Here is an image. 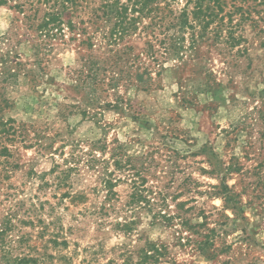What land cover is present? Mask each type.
I'll return each instance as SVG.
<instances>
[{
    "label": "rangeland",
    "instance_id": "374dc122",
    "mask_svg": "<svg viewBox=\"0 0 264 264\" xmlns=\"http://www.w3.org/2000/svg\"><path fill=\"white\" fill-rule=\"evenodd\" d=\"M223 1L222 19L193 45L186 31L183 58L146 87L132 63L110 84L102 29L92 48L66 29L44 44L0 5V222L11 216L39 264H264V0ZM90 61L107 69L96 86ZM104 170L119 179L115 210L101 208ZM137 170L172 223L124 206Z\"/></svg>",
    "mask_w": 264,
    "mask_h": 264
},
{
    "label": "trees",
    "instance_id": "16d2710c",
    "mask_svg": "<svg viewBox=\"0 0 264 264\" xmlns=\"http://www.w3.org/2000/svg\"><path fill=\"white\" fill-rule=\"evenodd\" d=\"M175 1L0 0V5L8 4L20 13L22 24L27 30L38 32V36L42 38L44 44L47 42L44 37L63 36L64 29H66L73 33L75 38L80 37L82 45L92 48L95 45L93 42L94 33L102 29L101 45H104L102 51L105 50L103 52L108 58L103 61H110L112 68V76L108 78L110 84L116 86L117 80L124 76L123 73H128L132 63L135 65L136 81L139 85L146 87L151 85L152 72L158 73L169 62L183 58L186 31L190 33V45H193L197 42L198 37H203L215 19H222V16H218L223 11V0H184L183 6L178 10H175L173 6ZM42 3L44 10L42 15L37 17L38 4ZM105 26H107L106 30ZM134 40L143 41L138 46L133 43ZM0 60L5 63L6 58H0ZM89 64V73L86 77L92 86H96L99 83L100 70L106 72L107 69L101 67L97 61H90ZM1 74L13 77L16 72L8 71L7 73L4 69ZM97 147L101 148V146ZM117 148L111 152L112 162L117 170H127L125 162H121L122 157L118 155ZM89 158L90 162L97 160L92 154ZM72 159L77 162L75 156H72ZM72 168L61 172L60 180L69 177L68 171H71ZM112 175V172L104 170L101 178V184L106 193L101 208L107 211L115 210V201H119V196L114 190L119 179L114 180ZM126 180L130 190L124 202L125 207L132 212L145 208L151 213L152 221L172 223L173 217L164 211V209H168L165 198L154 199L149 196L153 190L151 187L145 186L146 180L139 170L131 173L130 176L128 173ZM155 194H160V192ZM182 204V202H178L177 206ZM133 222V220H125L121 225L128 229ZM179 223L191 228L186 219L182 218ZM11 230H14V226L11 223V216H9L0 222V264H39L41 258L29 254L35 249L28 243L29 238L23 234H16L14 237L9 233ZM194 243L196 244V242ZM206 243L207 241L197 242L198 245L195 248L198 251H203ZM148 247L149 249L144 250V257L152 258L153 262L158 261L161 255L158 247L154 245H148Z\"/></svg>",
    "mask_w": 264,
    "mask_h": 264
}]
</instances>
